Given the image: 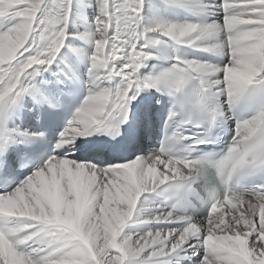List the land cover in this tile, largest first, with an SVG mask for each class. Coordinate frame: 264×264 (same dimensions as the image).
I'll list each match as a JSON object with an SVG mask.
<instances>
[{
	"label": "snow or ice",
	"instance_id": "1",
	"mask_svg": "<svg viewBox=\"0 0 264 264\" xmlns=\"http://www.w3.org/2000/svg\"><path fill=\"white\" fill-rule=\"evenodd\" d=\"M0 264H264V0H0Z\"/></svg>",
	"mask_w": 264,
	"mask_h": 264
}]
</instances>
